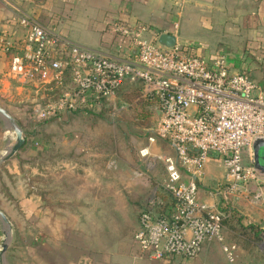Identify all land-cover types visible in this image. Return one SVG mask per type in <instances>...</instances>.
I'll list each match as a JSON object with an SVG mask.
<instances>
[{
    "label": "built area",
    "instance_id": "obj_1",
    "mask_svg": "<svg viewBox=\"0 0 264 264\" xmlns=\"http://www.w3.org/2000/svg\"><path fill=\"white\" fill-rule=\"evenodd\" d=\"M16 25L17 30L0 33V55L9 58V77L45 91L33 105L34 120L75 112L88 116L126 83L140 84L144 97L156 102L162 118L148 141L167 143L174 155L158 158L167 178L139 216L134 243L141 255L158 263L196 261L217 244L227 264H248L239 247L226 242L224 212L201 200L199 186L209 159L225 168L212 200L264 185L254 161L243 160L244 151L264 138V95L251 77L232 72L223 55L206 59L179 43L165 48L142 24L107 23L113 35L127 41L118 56L81 47L28 16ZM141 156L151 157L149 148ZM256 199L264 206L262 193Z\"/></svg>",
    "mask_w": 264,
    "mask_h": 264
},
{
    "label": "rangeland",
    "instance_id": "obj_2",
    "mask_svg": "<svg viewBox=\"0 0 264 264\" xmlns=\"http://www.w3.org/2000/svg\"><path fill=\"white\" fill-rule=\"evenodd\" d=\"M177 22L180 37L190 41L180 45L191 44L204 53L216 52V48L212 49L218 46L216 32L205 30L197 20L184 17ZM44 94L41 87L15 80L7 70H0V107L14 119L25 140L24 146L4 164L16 175L0 177V211L12 228L7 264H137L140 259L148 260L135 245L134 235L141 212L167 178L164 162L158 158L174 155L165 142L148 141L155 137L162 118L157 105L144 97L140 85L126 83L115 99L93 115L67 114L40 122L33 119L32 108ZM15 143V134L0 117V159ZM145 148H149L151 157L141 156ZM77 157L87 160L83 163L87 169L100 173V184L93 186L92 179H86L89 185L81 193L85 208L66 212L61 207L65 199L74 200L76 188L62 181L67 167L79 163ZM254 158L253 149L244 151L246 165ZM206 164L200 191L210 197L223 173L220 169L218 173L207 171ZM261 193L264 195V185L251 184L244 194L214 200L217 209L232 210L243 221L262 217L254 220L262 236L257 245L249 248L244 247L246 241L234 233L232 225H224L226 242L237 245L242 255L264 252V206L256 199ZM50 225L59 233L53 242L46 239ZM4 239L0 223L1 244ZM216 246L211 264H226L221 247ZM125 255L130 256L129 262ZM170 264L203 263L174 259Z\"/></svg>",
    "mask_w": 264,
    "mask_h": 264
},
{
    "label": "crops",
    "instance_id": "obj_3",
    "mask_svg": "<svg viewBox=\"0 0 264 264\" xmlns=\"http://www.w3.org/2000/svg\"><path fill=\"white\" fill-rule=\"evenodd\" d=\"M23 16L36 20L44 27L57 29L67 39L81 47L112 56H118L120 47H123L121 50L124 51L128 44L124 39L111 33L107 26L111 20L124 21L130 25H145L151 31L148 36L150 39L168 34L176 37L179 44L190 41L180 37L177 21L184 17L197 20L205 30L218 34L216 41L218 46L212 49L216 48V52L226 56L232 72L249 75L264 95V0H174L173 2L168 0H0V33L17 30L16 20ZM211 18H216V21ZM175 26L178 27L177 31H174ZM203 44L205 49L208 48L207 43ZM194 52L206 59L217 54L204 53L203 50L197 51L195 48ZM8 67L9 58L0 55V70L8 72ZM1 132V141H3V128ZM168 147L170 148L169 145ZM77 158L80 164L68 166L66 177L62 181L64 185L76 188L74 200L65 199L61 207L66 212L85 208L81 193L85 185H89L86 179L91 178L93 186L99 187L100 184L98 180L100 173L94 169H87L83 164L87 160L82 161L81 157ZM258 163L263 167L260 175L264 177V147L259 149ZM4 164L0 166V177L15 176V173L9 171V167L5 169ZM218 169L223 173L224 179L223 163L209 159L206 170L218 173ZM6 186L10 189L9 185ZM200 197L203 202L211 205L214 203L210 197L202 195L201 191ZM0 210L3 208L0 207ZM61 212L59 216L62 219ZM48 219L47 214L46 224ZM254 220H262V217L244 219L243 222L245 225L257 227ZM62 227L63 225L60 224L61 229ZM55 229L50 225L46 230L47 241L58 240L59 233H55ZM1 245L0 243V247ZM216 251L217 246L212 245L206 248L197 260L203 264H211ZM259 252L252 251L246 255L240 252V259L248 264H264V252ZM124 257L127 259L126 262H129L130 256ZM170 262L161 264H170ZM156 263L145 259L137 262V264Z\"/></svg>",
    "mask_w": 264,
    "mask_h": 264
},
{
    "label": "water",
    "instance_id": "obj_4",
    "mask_svg": "<svg viewBox=\"0 0 264 264\" xmlns=\"http://www.w3.org/2000/svg\"><path fill=\"white\" fill-rule=\"evenodd\" d=\"M158 43L165 47V48H173L176 43L177 39L173 35L163 34L159 37ZM0 117L1 119L6 123L8 129L13 131V133L16 136V143L8 150V154L0 159V166L10 159L13 158V156L24 146L25 140L23 138V134L21 129L18 127V125L15 123L14 119L0 107ZM264 147V138L256 139L253 144V151H254V166L255 169L258 171L259 174H261V170L263 167L260 166V163H258V153L259 149ZM0 223L3 226V235H4V241L1 245L0 250V264H7L6 262V253L8 252L9 245L11 242V234H12V228L9 220L4 215L3 212L0 211Z\"/></svg>",
    "mask_w": 264,
    "mask_h": 264
},
{
    "label": "trees",
    "instance_id": "obj_5",
    "mask_svg": "<svg viewBox=\"0 0 264 264\" xmlns=\"http://www.w3.org/2000/svg\"><path fill=\"white\" fill-rule=\"evenodd\" d=\"M243 74V73H242ZM137 85H140V84H137ZM141 86V85H140ZM48 100H45L44 102H46ZM154 102V101H153ZM108 103H110V101H104L102 103V107L106 106ZM156 104V102H154ZM157 105V104H156ZM101 107V108H102ZM97 113V112H95ZM95 113H92V114H89V115H93ZM75 115V114H80L79 112H75V113H64L58 117H61L63 115ZM82 115V114H81ZM57 117V118H58ZM55 118V119H57ZM55 119H52V120H55ZM52 120H49V121H52ZM44 122H47V121H44ZM224 212V219H223V227L224 225L226 224H230L232 225V227L234 228V233H236V235L243 239L244 241H246L244 247H251V246H254V245H257V242L259 240V238L262 236L261 232L259 229H257L256 226H253V225H245L244 222H243V219L238 216L234 211L232 210H229V211H223ZM228 225V227L230 226ZM227 227V226H226Z\"/></svg>",
    "mask_w": 264,
    "mask_h": 264
}]
</instances>
